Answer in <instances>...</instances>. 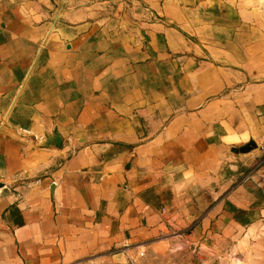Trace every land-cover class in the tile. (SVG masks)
I'll return each mask as SVG.
<instances>
[{
	"label": "crops",
	"instance_id": "crops-1",
	"mask_svg": "<svg viewBox=\"0 0 264 264\" xmlns=\"http://www.w3.org/2000/svg\"><path fill=\"white\" fill-rule=\"evenodd\" d=\"M263 146L264 0H0V264L264 238Z\"/></svg>",
	"mask_w": 264,
	"mask_h": 264
},
{
	"label": "rangeland",
	"instance_id": "rangeland-1",
	"mask_svg": "<svg viewBox=\"0 0 264 264\" xmlns=\"http://www.w3.org/2000/svg\"><path fill=\"white\" fill-rule=\"evenodd\" d=\"M199 235L201 233L196 234ZM196 236L190 233V228L184 231L171 229L141 244L121 260H117V257L95 256L90 259L91 262L85 263L264 264V238L250 234L248 229L230 228L221 238Z\"/></svg>",
	"mask_w": 264,
	"mask_h": 264
},
{
	"label": "water",
	"instance_id": "water-1",
	"mask_svg": "<svg viewBox=\"0 0 264 264\" xmlns=\"http://www.w3.org/2000/svg\"><path fill=\"white\" fill-rule=\"evenodd\" d=\"M61 144H62V140L60 136L58 135L56 131H54L52 137H46L45 142L42 145L44 146L54 145L56 147H60ZM255 147H256V144L254 143V141H249L248 143H246L244 146H242L239 149V152L246 153Z\"/></svg>",
	"mask_w": 264,
	"mask_h": 264
},
{
	"label": "built area",
	"instance_id": "built-area-1",
	"mask_svg": "<svg viewBox=\"0 0 264 264\" xmlns=\"http://www.w3.org/2000/svg\"><path fill=\"white\" fill-rule=\"evenodd\" d=\"M263 162H264V157L261 160H259V162L257 163V166L262 165Z\"/></svg>",
	"mask_w": 264,
	"mask_h": 264
}]
</instances>
